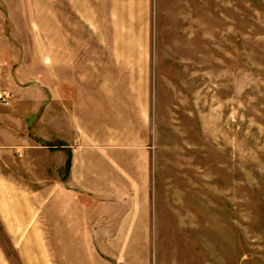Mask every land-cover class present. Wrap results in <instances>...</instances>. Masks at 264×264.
<instances>
[{
  "label": "crops",
  "instance_id": "1",
  "mask_svg": "<svg viewBox=\"0 0 264 264\" xmlns=\"http://www.w3.org/2000/svg\"><path fill=\"white\" fill-rule=\"evenodd\" d=\"M48 1L42 55L22 60L0 39V91L11 96L0 105V264H180L184 248L201 255L195 264H227L190 218L159 214L152 200L151 160L132 127L139 103L122 78L131 60L110 54L101 0ZM40 63L42 87H22L41 78Z\"/></svg>",
  "mask_w": 264,
  "mask_h": 264
},
{
  "label": "rangeland",
  "instance_id": "2",
  "mask_svg": "<svg viewBox=\"0 0 264 264\" xmlns=\"http://www.w3.org/2000/svg\"><path fill=\"white\" fill-rule=\"evenodd\" d=\"M104 2L100 33L114 41L110 54L131 60L122 78L139 103L132 127L151 160L159 214L190 218L227 264H264V0ZM47 4L0 0V39L22 60L42 55ZM36 65L41 78L22 87H42ZM5 91L0 105L9 106ZM33 133L42 137V118ZM25 177L32 185L40 176ZM185 252L180 264L201 256Z\"/></svg>",
  "mask_w": 264,
  "mask_h": 264
},
{
  "label": "built area",
  "instance_id": "3",
  "mask_svg": "<svg viewBox=\"0 0 264 264\" xmlns=\"http://www.w3.org/2000/svg\"><path fill=\"white\" fill-rule=\"evenodd\" d=\"M7 96H5V94L4 93H0V102H4V103H6V104H9V100H8V98H6Z\"/></svg>",
  "mask_w": 264,
  "mask_h": 264
}]
</instances>
